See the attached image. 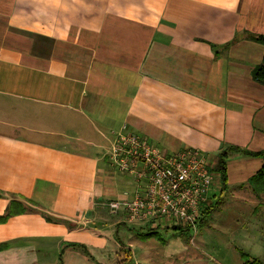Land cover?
<instances>
[{
    "label": "crops",
    "instance_id": "crops-1",
    "mask_svg": "<svg viewBox=\"0 0 264 264\" xmlns=\"http://www.w3.org/2000/svg\"><path fill=\"white\" fill-rule=\"evenodd\" d=\"M261 34L264 0H0V216L25 208L0 223V264H149L136 240L166 244L178 227L108 211L136 190L107 158L124 124L168 152L198 149L214 173L199 228L225 239L181 264L264 259L250 184L264 161L244 152L264 151Z\"/></svg>",
    "mask_w": 264,
    "mask_h": 264
},
{
    "label": "built area",
    "instance_id": "built-area-1",
    "mask_svg": "<svg viewBox=\"0 0 264 264\" xmlns=\"http://www.w3.org/2000/svg\"><path fill=\"white\" fill-rule=\"evenodd\" d=\"M107 158L113 169L130 175L136 184L131 197L105 204L111 214L124 208L129 223L158 227L170 222L191 236L198 234L211 207L214 182V173L198 149L168 152L124 124Z\"/></svg>",
    "mask_w": 264,
    "mask_h": 264
},
{
    "label": "rangeland",
    "instance_id": "rangeland-1",
    "mask_svg": "<svg viewBox=\"0 0 264 264\" xmlns=\"http://www.w3.org/2000/svg\"><path fill=\"white\" fill-rule=\"evenodd\" d=\"M237 202H231V204H236ZM255 213V214H254ZM253 215L254 219L251 220L257 228L262 231V236H264V202H260L257 205ZM252 224V223H251ZM201 229L199 228L198 234L191 236L185 230L179 229L162 231V237L166 240V244H162L160 240L154 238L148 242H141L136 240L133 247L134 256L133 259L139 262H147L149 264H163L166 261H172L175 264L186 263L189 261H196L200 256L202 258L210 259L211 255L217 257L213 249H211L213 244H219L220 241L225 239V234H220L218 232L209 233V230L203 229L201 234ZM194 234V233H192ZM200 235H204V238L208 240L207 248L203 250L199 247L196 242L201 238ZM248 253V252H247ZM209 254V255H206ZM249 254V253H248ZM252 257V256H251ZM253 258V257H252ZM262 259V258H259ZM264 262V259H262Z\"/></svg>",
    "mask_w": 264,
    "mask_h": 264
},
{
    "label": "trees",
    "instance_id": "trees-1",
    "mask_svg": "<svg viewBox=\"0 0 264 264\" xmlns=\"http://www.w3.org/2000/svg\"><path fill=\"white\" fill-rule=\"evenodd\" d=\"M251 38L264 45V34L257 35V36H251ZM253 77L255 80L264 84V58H263L262 62L254 68ZM233 150H239V148L231 146L219 154V168H218V170H219L221 177H222V180L225 184L227 183V163H228L229 152L233 151ZM244 152L247 155L261 157L264 161V151L254 152V151L245 150ZM250 184L257 194H264V164H263L262 168L251 178ZM216 208L217 207L211 206L209 208V210L207 211L208 214H210V212H212ZM24 211H25V208H24L22 202L14 200L12 202V205L10 206L7 214L0 216V223L5 221L9 216H12L14 214L21 213ZM178 229L176 228V230H178ZM151 236H158V234L156 232H148V233H144L141 235V237H143V238H148ZM72 245L79 246L77 244H72ZM239 252H240L241 258L243 259V264H264L262 259L252 258L250 254H248L246 251H244L242 249H239ZM121 264H132V263L129 262L128 260H125Z\"/></svg>",
    "mask_w": 264,
    "mask_h": 264
}]
</instances>
